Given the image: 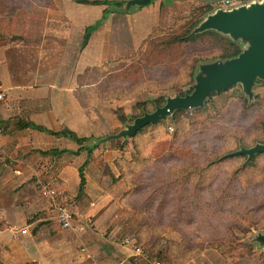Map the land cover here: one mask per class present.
Here are the masks:
<instances>
[{
    "label": "crops",
    "instance_id": "crops-1",
    "mask_svg": "<svg viewBox=\"0 0 264 264\" xmlns=\"http://www.w3.org/2000/svg\"><path fill=\"white\" fill-rule=\"evenodd\" d=\"M81 1L102 0H52L53 9L0 18V264H146L134 255L135 245L153 259L192 264L174 254L180 243L171 231L164 237L173 241L140 244L137 225L145 215L126 206L135 192L125 173L135 167L131 151L125 156V147L119 148L129 139L119 136L127 125L120 130L113 113L128 110L117 99L99 97L95 84L80 78L135 54L134 44L147 35L135 37L137 10L154 14L156 0L143 7L107 0L124 4L122 14L110 12L105 19L107 6ZM163 3L157 0V11ZM94 25L83 46L85 29ZM22 123L100 141L78 145ZM83 146L92 149L79 151ZM46 189L62 193L53 201L60 205L61 199L72 212L69 229L60 228Z\"/></svg>",
    "mask_w": 264,
    "mask_h": 264
},
{
    "label": "rangeland",
    "instance_id": "rangeland-1",
    "mask_svg": "<svg viewBox=\"0 0 264 264\" xmlns=\"http://www.w3.org/2000/svg\"><path fill=\"white\" fill-rule=\"evenodd\" d=\"M172 1L164 0L157 11L156 0L154 14L141 15L137 10L141 13L135 17L136 39L147 37L153 28L167 31L175 21L203 6L210 7L201 18L204 22L218 11L248 5L239 0H231L230 8H224L222 0ZM234 42L240 51L250 44L242 39ZM134 46L136 53L140 46L138 42ZM221 50L206 40L168 51V61L161 52L151 53L150 69L142 77L130 73L133 88L128 86V95L120 94L123 97L117 99L128 110L126 125L133 124L132 118L138 116L135 103L187 95L196 78L205 77V67L222 62ZM190 66L194 67L192 79L187 77ZM124 127L122 124L120 130ZM157 128L162 131L160 136L154 131ZM157 128L147 129L134 141L128 139L124 146L125 156L133 142L143 156H148L146 165L134 166L146 186L135 195L145 215L137 225L144 240L140 244L146 247L153 242L158 246L173 241L164 237L171 231L180 243L176 250L173 247L174 254L185 256L192 264H264V154L254 157L251 164L246 157H228L240 147L250 148L264 141V81L254 80L249 93L237 83L212 94L199 108L185 110L174 120L169 116ZM163 203L166 213L159 212ZM148 220L153 227L139 231L142 222L147 224Z\"/></svg>",
    "mask_w": 264,
    "mask_h": 264
},
{
    "label": "trees",
    "instance_id": "trees-1",
    "mask_svg": "<svg viewBox=\"0 0 264 264\" xmlns=\"http://www.w3.org/2000/svg\"><path fill=\"white\" fill-rule=\"evenodd\" d=\"M239 1L244 3V2H249L251 0H239ZM79 3L89 4V5L107 6L106 14L104 15L103 19H105L107 13H110V12L121 13V14L123 13V10H121V8L124 4V1L102 0V1H93V2L81 1ZM35 7L53 9L54 5L52 4V0H0V18L1 17H12L19 11L27 14V13H30ZM209 11H210V7L208 6H203V7L194 9L191 12V14L185 19L183 18L182 20L179 19L175 21L176 22L175 25L167 31L166 30L161 31L157 28H153L151 33L143 40L139 49L133 56L128 57V58H120L112 62L104 63L102 67L99 69L86 70L80 78H82V80L85 81V83L87 84L94 83L95 87L92 90L94 91L96 95H99V97H101L102 99H110V98L119 99L120 96L123 97L125 95H128L127 94V92H129L128 86H131L133 88L132 82H129L130 81L129 76L131 74L134 76L141 75L140 77H142L143 73L145 71H148V69H150V66L148 65H150V61L153 59L151 58V53H153V56H154L155 52H161L164 54L163 59L168 61L167 60V55H169L168 51L173 50L177 47H182V46L186 47L187 45L199 44V43L205 42L206 40H209V42L218 44V46L222 48L220 61L225 62V61L237 58L243 51H240L237 48L234 40L230 39L229 36L222 34L213 29H207L202 32L194 33V30L203 23V19L201 18H203V16H205ZM96 27L97 25H94V26H90L85 29L83 46L86 44V41L90 33L93 30H95ZM195 62L197 63L199 61L196 60ZM195 62L194 64H196ZM203 62H207V61H203ZM193 69L194 67H191L187 71V77H189L190 79H192ZM128 82L130 83V85H127ZM137 85H140V84H137ZM192 90L193 88H191L190 92L187 94H190ZM221 92L212 93V94L214 95V94H218ZM120 94H122L123 96ZM165 102H166L165 99L158 98V99L150 100L146 102L135 103V108L138 111V116L135 118H132V120L134 121L136 118H140L144 116L145 114L153 113L157 108L162 107L165 104ZM184 111L185 110L174 111L170 115L171 119L174 120L176 115H180ZM114 112L116 114L117 119L123 125H126L129 118L123 113V110L116 109ZM164 119L155 121L153 123H150L142 127L140 130H138L135 133L134 136L129 137V139L134 141V139H136L138 135L144 133L147 129L149 130L156 129L157 127L161 125V123H163ZM22 125L25 128H33L39 131H43L55 138L70 139L78 145H83L84 143L89 142V141H100L98 139L94 140L93 138H78L76 137L75 134H73L67 129H62L58 132H51V131H46L42 128H38L30 123H22ZM157 129L158 130H154L156 131L155 132L156 136H160L162 134V131H159V128ZM156 136H153L152 138L154 139ZM263 144H264V141L254 146L263 145ZM125 145H126V141H123V143L120 145L119 148L121 149ZM137 145L135 144V142H133V145L131 148V156H132L131 161L134 163V166L146 165L148 163L147 162L148 156L147 157L143 156L141 154V150L139 149V147H137ZM250 148L240 147L239 150L240 149H250ZM81 149L89 152L91 151L92 148L88 146H83V148H80L79 151ZM239 150H237L236 152H238ZM49 153L53 155H60L62 152L52 150V151H49ZM233 153L228 154V157H246V161H247V156L245 155L231 156V154ZM260 154H264V153H258V154L253 155L252 159L250 161H247L248 164H251L250 162L254 159V157ZM125 174L127 176L129 175V177H127V180H129V186L131 187V192L132 193L135 192V194H133L135 197V195L138 194V192L143 191L146 187L144 184H141V180H143V178L141 177L139 173L135 172L134 170L132 171L128 170L127 173ZM79 177H80V183H79L78 191L81 193L84 187V179L82 176L81 169H79ZM134 197H132L130 200L127 201L126 206H128L131 210H133L134 214L136 213L140 215L141 213L144 212L143 210H140L139 208V206L142 204H139L138 201H136L137 197L135 198ZM146 201H148L149 203L151 199L148 198ZM58 203L60 205H65V203L61 199L59 200ZM164 208H165V203H163V206L159 208V212L166 213L167 209H164ZM175 213H177V211H175ZM173 217H176V216H173ZM148 227H153L151 221L147 222V224L142 225L140 229L148 228ZM165 227H168V226H165ZM175 227L176 225L172 227V230L175 229ZM135 247H139V245H135ZM145 251L149 253L146 249ZM149 256L151 260L154 258L153 255H150V253H149ZM160 261L163 264H167L163 258H161Z\"/></svg>",
    "mask_w": 264,
    "mask_h": 264
},
{
    "label": "water",
    "instance_id": "water-1",
    "mask_svg": "<svg viewBox=\"0 0 264 264\" xmlns=\"http://www.w3.org/2000/svg\"><path fill=\"white\" fill-rule=\"evenodd\" d=\"M150 1L131 0L128 6H145ZM207 29L216 30L234 41L238 39L250 41V44L237 58L205 67V77L196 78L190 94L167 98L162 107L151 114L136 118L133 124L127 125L119 136L132 137L142 127L162 120L176 110L199 108L212 93L225 91L237 83H241L249 93L254 80L264 81V0L230 11H218L213 16H209L194 30V33ZM258 153H264V144L250 149H240L231 156L245 155L247 161H250L253 155Z\"/></svg>",
    "mask_w": 264,
    "mask_h": 264
},
{
    "label": "built area",
    "instance_id": "built-area-1",
    "mask_svg": "<svg viewBox=\"0 0 264 264\" xmlns=\"http://www.w3.org/2000/svg\"><path fill=\"white\" fill-rule=\"evenodd\" d=\"M221 3L223 4L224 8L232 7L231 0H222ZM253 3L255 2L251 1V2H248L247 4L250 5ZM248 5H242V6H248ZM230 10H232V8H230L228 11ZM0 99H1V96H0ZM45 195L51 199L52 204L54 205V209L56 212V219L59 223L60 228L64 230L69 229L73 221L72 212L65 206L58 205L55 203V201H53L55 196H62V193H58L55 189H46ZM1 234H2V231L0 230V235ZM129 242H130L129 240H125L124 244H129ZM133 252L135 256L139 257L146 264H163L160 260H157V259L151 260L149 254L142 247H135Z\"/></svg>",
    "mask_w": 264,
    "mask_h": 264
}]
</instances>
